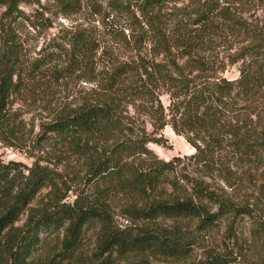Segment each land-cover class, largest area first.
I'll use <instances>...</instances> for the list:
<instances>
[{
  "label": "trees",
  "instance_id": "1",
  "mask_svg": "<svg viewBox=\"0 0 264 264\" xmlns=\"http://www.w3.org/2000/svg\"><path fill=\"white\" fill-rule=\"evenodd\" d=\"M25 1L0 0L3 8L0 13V114L11 102L17 86L15 78L22 67V45L16 29L20 20L27 18L20 9ZM165 1L114 0L113 7L120 11L132 7L142 11L154 29L156 54L166 56L172 50H181L180 58L186 59L180 63L168 56L166 61L152 63V71L146 70V78L142 73L140 78L134 77L136 68L132 63L119 64L106 79L110 96L104 102L77 107L43 127L44 135L64 142L84 159L86 176L96 186L94 191L79 192L73 201H65L63 196L53 197L43 205L31 207L42 188L54 185L50 169L39 162L24 167L18 161L0 159V264H35V252L43 235L62 229L66 235L62 241V259H65L79 247L84 230L90 226L98 229L102 255L116 253L124 256L126 264H154L153 256L184 258L190 254L193 238L182 226L118 228L110 203L103 197L107 189L144 200L145 205L135 210L136 216L143 220L159 217L195 220V229L201 234L216 227L219 217L227 219L233 233L242 222L249 220L250 231L261 249L251 264H264V219L248 206L222 199L206 181L182 172L179 175L175 163L178 157L148 163L137 161L136 155L151 156L153 151L147 145L158 141L146 133L135 132L118 116L120 99L151 95L149 83L157 79L167 81L175 90L170 89L167 112L159 101L156 114L161 125H154L163 129L171 124L177 133L188 134V140L196 148L193 159L208 163L210 155L214 156L225 144L223 134L228 131L223 108L236 95L250 97L261 90L264 38L252 36V30L230 7V2L235 0H199L193 8L176 14L163 13ZM229 33L251 38L233 58V62L243 60L240 75L235 79L218 76L219 70L224 69L218 65V59L201 52L205 46L208 48L209 38ZM69 42L65 68L72 71L87 64L99 47L96 40L83 32L73 34ZM50 60V56L45 58L47 62ZM230 133L234 136L231 144L236 152H264V127L252 133L241 129ZM204 200L211 205L218 204L220 210L211 213ZM24 214L25 221L18 225ZM108 259L105 257L104 261ZM233 260L231 252L216 253L198 264H232Z\"/></svg>",
  "mask_w": 264,
  "mask_h": 264
},
{
  "label": "rangeland",
  "instance_id": "2",
  "mask_svg": "<svg viewBox=\"0 0 264 264\" xmlns=\"http://www.w3.org/2000/svg\"><path fill=\"white\" fill-rule=\"evenodd\" d=\"M113 1L27 0L20 5V9L27 14L16 29L22 45V67L15 78L17 86L11 102L4 115L0 114V159L5 162L18 161L24 167L39 162L50 169L54 185L42 188L31 207L43 205L53 197L63 196L65 201H73L79 192H90L96 188L86 176L84 159L64 142L44 135V125L82 105L104 102L110 96L106 79L119 64L132 63L136 68L134 77L140 78L142 73L146 78V70L152 71V63L166 61L168 56L180 63L186 59L180 58L181 50H172L166 56L157 55L153 49L156 45L152 39L154 29L148 22V16L145 18L142 11L134 7L128 11L117 10L113 7ZM198 2L166 0L163 13L176 14L193 8ZM230 3L233 11L252 30V36L264 38V0H235ZM2 11L0 7V13ZM77 32L96 40L99 47L87 64L72 71L65 67L71 47L69 40ZM250 40L246 34H219L209 38L208 48L205 46L201 52L218 59V65L224 68L219 70L218 76L235 79L240 75L243 60L233 62V58ZM48 56L51 59L49 62L45 61ZM149 85L151 95L122 98L117 108L118 116L135 132L141 135L146 133L147 137L158 141L147 145L153 151L151 156L136 155L135 159L148 163L178 157L175 163L179 175L182 172L206 181L222 199L238 206H248L264 219V152H236L231 144L234 136L230 133L235 129L242 132L249 130L251 133L263 129L264 77L259 92L250 97L236 95L223 108V121L228 133L223 134L224 146L214 156L210 155L208 163L193 159L196 148L188 140V134L177 133L171 124L163 129L156 128L155 123L161 125L160 116L156 114L159 101L167 112L170 91L175 89L161 79ZM103 197L110 203V212L118 228L179 225L192 235L189 255L184 258L153 256L151 260L154 264H198L212 254L226 252H231L234 257L232 264H251L261 253L259 243L250 231L252 222L249 220L242 222L233 233L229 230L227 219L219 217L216 227L201 234L195 229V220L139 218L135 210L145 205L142 199L114 189H107ZM203 203L209 206L211 213L220 210L218 204L211 205L207 200ZM26 216H22L18 225L25 221ZM65 236L63 229L44 234L35 252V264H60L59 261L61 264L127 262L124 256L116 253L102 255L101 239L95 226L86 228L79 247L62 259ZM105 257L109 258L106 262ZM52 259L54 263H50Z\"/></svg>",
  "mask_w": 264,
  "mask_h": 264
}]
</instances>
